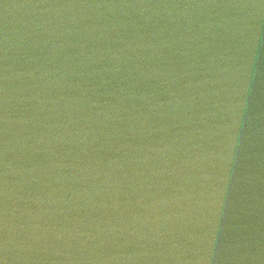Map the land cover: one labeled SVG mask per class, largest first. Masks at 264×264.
I'll return each instance as SVG.
<instances>
[{
  "label": "water",
  "instance_id": "1",
  "mask_svg": "<svg viewBox=\"0 0 264 264\" xmlns=\"http://www.w3.org/2000/svg\"><path fill=\"white\" fill-rule=\"evenodd\" d=\"M0 264H264V0H0Z\"/></svg>",
  "mask_w": 264,
  "mask_h": 264
}]
</instances>
